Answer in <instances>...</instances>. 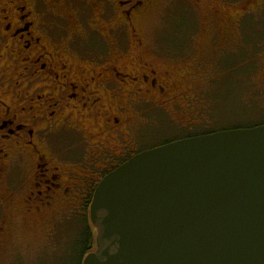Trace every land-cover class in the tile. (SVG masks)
<instances>
[{
	"label": "flooded vegetation",
	"instance_id": "obj_1",
	"mask_svg": "<svg viewBox=\"0 0 264 264\" xmlns=\"http://www.w3.org/2000/svg\"><path fill=\"white\" fill-rule=\"evenodd\" d=\"M154 2L0 0V257L18 215L43 231L64 210V221L86 219L99 181L159 145L145 137L150 114L195 109V83L183 88L138 37L135 22ZM83 32L93 41L79 42ZM95 236L90 224L89 251Z\"/></svg>",
	"mask_w": 264,
	"mask_h": 264
},
{
	"label": "water",
	"instance_id": "obj_2",
	"mask_svg": "<svg viewBox=\"0 0 264 264\" xmlns=\"http://www.w3.org/2000/svg\"><path fill=\"white\" fill-rule=\"evenodd\" d=\"M82 264H264V124L142 151L96 185Z\"/></svg>",
	"mask_w": 264,
	"mask_h": 264
},
{
	"label": "rangeland",
	"instance_id": "obj_3",
	"mask_svg": "<svg viewBox=\"0 0 264 264\" xmlns=\"http://www.w3.org/2000/svg\"><path fill=\"white\" fill-rule=\"evenodd\" d=\"M156 1L135 22L138 37L146 57L162 71L178 79L182 76L183 88L195 83V109L189 115L150 114L149 120L155 123L145 125V137L161 144L209 128L263 120L264 0ZM248 6L253 7L252 12L241 15ZM225 27L230 33L224 40L212 31ZM80 36L81 43L94 39L91 33ZM118 38L126 41L121 35ZM186 73L189 81L184 82ZM185 122L192 123L191 131L182 126ZM61 214L48 231L39 230L38 224L32 229L21 215L16 216L8 252L0 257V264H81L85 237H89L88 211L86 219L78 220L64 221L71 215L69 210Z\"/></svg>",
	"mask_w": 264,
	"mask_h": 264
},
{
	"label": "trees",
	"instance_id": "obj_4",
	"mask_svg": "<svg viewBox=\"0 0 264 264\" xmlns=\"http://www.w3.org/2000/svg\"><path fill=\"white\" fill-rule=\"evenodd\" d=\"M262 124H264V119L261 120V121H258V122L251 123L249 125L233 126V127H230V128L224 127V128H219V129L209 128L208 130H203V131H200L198 133H194V134L189 133V135H186L184 137H192V136H196V135H204V134H209V133H213V132L220 131V130L254 127V126L262 125ZM184 137H182V138H184ZM177 139H180V138H175V139H171V140H168V141L166 140V141L162 142V144L167 143L169 141L177 140ZM90 244H91V239L89 237H88V239H86V237H85V247H84L83 253L81 254V257L84 256L90 250Z\"/></svg>",
	"mask_w": 264,
	"mask_h": 264
}]
</instances>
